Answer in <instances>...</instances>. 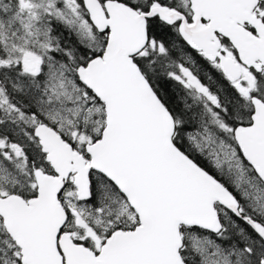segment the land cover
Listing matches in <instances>:
<instances>
[{
    "label": "snow or ice",
    "instance_id": "snow-or-ice-1",
    "mask_svg": "<svg viewBox=\"0 0 264 264\" xmlns=\"http://www.w3.org/2000/svg\"><path fill=\"white\" fill-rule=\"evenodd\" d=\"M0 264H264V0H0Z\"/></svg>",
    "mask_w": 264,
    "mask_h": 264
}]
</instances>
